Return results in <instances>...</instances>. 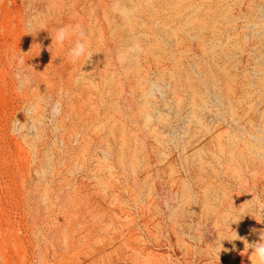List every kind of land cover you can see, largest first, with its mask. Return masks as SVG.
<instances>
[{"label": "rangeland", "instance_id": "374dc122", "mask_svg": "<svg viewBox=\"0 0 264 264\" xmlns=\"http://www.w3.org/2000/svg\"><path fill=\"white\" fill-rule=\"evenodd\" d=\"M262 230L264 0H0V264H251Z\"/></svg>", "mask_w": 264, "mask_h": 264}, {"label": "clouds", "instance_id": "9594fccd", "mask_svg": "<svg viewBox=\"0 0 264 264\" xmlns=\"http://www.w3.org/2000/svg\"><path fill=\"white\" fill-rule=\"evenodd\" d=\"M31 34V33H29ZM52 46L49 49L52 52V47L63 49L65 44L69 45L66 57L67 59L75 64L82 58L85 61H89L93 53L90 50V40L89 34L84 30L81 24L77 23L75 25H68L56 29L55 34H51ZM78 79V78H77ZM60 105L57 104L53 108V112L59 113ZM235 221L233 223H237ZM259 222V221H258ZM255 231V230H253ZM243 240L245 244V250H251L249 259L251 264H264V230L259 234V240L257 242L249 243L247 238L240 237L235 233V236L228 238L229 241Z\"/></svg>", "mask_w": 264, "mask_h": 264}]
</instances>
